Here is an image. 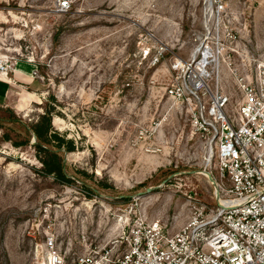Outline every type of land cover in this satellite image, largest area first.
Returning <instances> with one entry per match:
<instances>
[{"label":"rangeland","instance_id":"374dc122","mask_svg":"<svg viewBox=\"0 0 264 264\" xmlns=\"http://www.w3.org/2000/svg\"><path fill=\"white\" fill-rule=\"evenodd\" d=\"M68 1L59 11L58 0H0V56L17 60L0 71V264H27L51 234L67 255L116 249L125 215L177 229L195 198L215 204L228 183L215 147L205 150L186 107L166 93L174 59L196 46L202 0ZM231 4L233 62L264 64V0ZM222 73L237 98L225 64ZM47 111L74 145L45 144L70 182L45 173L33 145L32 125Z\"/></svg>","mask_w":264,"mask_h":264},{"label":"built area","instance_id":"2783aa9c","mask_svg":"<svg viewBox=\"0 0 264 264\" xmlns=\"http://www.w3.org/2000/svg\"><path fill=\"white\" fill-rule=\"evenodd\" d=\"M69 6L58 0L59 11ZM201 11L196 46L188 57L174 59L166 93L186 107L205 150L216 149L219 173L228 183L216 188L215 204L195 198L177 229L125 215L116 226V249L106 242L67 255L51 234L27 264H264V64L246 69L233 62L231 52H239L228 45L236 41L238 15L231 0H202ZM164 50L158 49L153 62ZM12 60L0 56V71L14 69ZM224 64L237 84V98L223 89Z\"/></svg>","mask_w":264,"mask_h":264},{"label":"trees","instance_id":"16d2710c","mask_svg":"<svg viewBox=\"0 0 264 264\" xmlns=\"http://www.w3.org/2000/svg\"><path fill=\"white\" fill-rule=\"evenodd\" d=\"M32 129L34 137L36 138V142H34L33 145L37 150L39 158L41 159L42 170L47 174L55 175L56 178L62 181L70 182L71 178L67 175L64 169L63 159L58 153V150L45 146L46 143H51L52 139L57 142L56 148L61 147L67 142L59 132L54 130L50 113L47 111L42 114L38 121L32 125ZM7 138L9 139L8 135ZM18 144L19 143H14V145ZM20 144H25V142ZM67 149H74V145L71 140L67 142Z\"/></svg>","mask_w":264,"mask_h":264},{"label":"bare ground","instance_id":"6f19581e","mask_svg":"<svg viewBox=\"0 0 264 264\" xmlns=\"http://www.w3.org/2000/svg\"><path fill=\"white\" fill-rule=\"evenodd\" d=\"M2 74H4V73H2ZM4 75H7V74H4ZM2 79H6V78H4V77H1Z\"/></svg>","mask_w":264,"mask_h":264},{"label":"water","instance_id":"95a60500","mask_svg":"<svg viewBox=\"0 0 264 264\" xmlns=\"http://www.w3.org/2000/svg\"><path fill=\"white\" fill-rule=\"evenodd\" d=\"M148 190H150V189H148Z\"/></svg>","mask_w":264,"mask_h":264}]
</instances>
